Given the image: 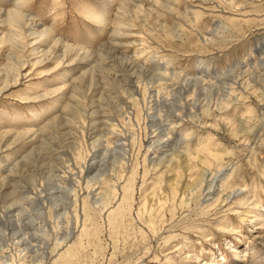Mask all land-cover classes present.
Returning <instances> with one entry per match:
<instances>
[{"label":"rangeland","instance_id":"rangeland-1","mask_svg":"<svg viewBox=\"0 0 264 264\" xmlns=\"http://www.w3.org/2000/svg\"><path fill=\"white\" fill-rule=\"evenodd\" d=\"M17 1L0 0V11ZM100 1L25 0L33 30L51 29L60 44L24 34L18 45L0 17V215L10 209L0 264H22L17 242L34 246L33 234L52 256L41 264H233L232 246L264 264V0H146L142 12L134 0L113 40L91 17L120 3ZM161 133L172 164L152 160L148 139ZM202 167L228 171L211 203L195 192L141 210L168 177L177 185ZM112 185L109 208L97 206ZM234 190L249 201H224ZM62 205L58 218L51 209ZM43 221L48 234L34 232ZM63 231L75 234L69 243Z\"/></svg>","mask_w":264,"mask_h":264},{"label":"bare ground","instance_id":"bare-ground-1","mask_svg":"<svg viewBox=\"0 0 264 264\" xmlns=\"http://www.w3.org/2000/svg\"><path fill=\"white\" fill-rule=\"evenodd\" d=\"M100 2H103V5L104 4H106V3H108V5H109V7L111 6L112 7V5L113 4H117V2H119L120 4V6H118L116 9H115V11H114V14L111 16V17H107L106 18V16H105V13H104V15H102L101 13H99L100 15H102V16H98V15H94L93 14V16L91 17V19L92 18H94V20H95V22L98 24V25H100V27H103V28H106V26H108V25H110V27L111 28H114V25H116V24H119V23H122V20H125L126 19V17L124 16V14L122 13V11L124 12V13H129L128 12V7H130L131 9H133L135 12H138L137 11V5L140 7V9H141V12H142V8H144V4L146 3H148L149 4V2H146V0H138V4L136 5L135 4V2H134V0H101ZM155 3L157 2V1H154ZM25 3V0H18L17 1V3L13 6V8H11V9H8V10H4L3 12L2 11H0V17H4V21H3V23H5V22H7L8 24H9V26H10V28H9V30H10V33H11V35L12 36H14L15 37V40H16V44H18V45H20V42H21V40H24V38H23V35L24 34H28V36H36V37H39V38H44V39H50L51 41L52 40H54V36H53V32H52V30L51 29H47V28H42L41 30L40 29H38V28H36V29H34L33 30V25L31 24V20L28 18V16L27 15H24V11H23V9H22V6H23V4ZM125 7H126V9H127V11H126V9H125ZM150 7V6H149ZM162 7V9H169V8H171V4H165V5H163V6H161ZM145 10V9H144ZM101 12L103 11V10H100ZM106 11V10H105ZM145 11H147V10H145ZM149 13L151 12V11H148ZM149 13H146L145 14V16H148V14ZM88 15L89 14H87V13H85V16L86 17H88ZM28 30V32L26 31V30ZM31 31H34V32H32L31 34L29 33V32H31ZM105 31V30H104ZM116 31H118L116 28H114V29H112L111 30V34H110V38H112L111 40H113V38H114V34L116 33ZM117 34V33H116ZM115 37H116V35H115ZM117 41V40H116ZM54 42H55V44H60V42H59V40H54ZM26 44V43H25ZM31 44V43H30ZM24 45V44H23ZM107 45V43L106 44H103V46H101V48L102 47H105ZM114 45V44H113ZM14 47H16V46H14ZM63 48H65V49H67L68 48V46L66 45V46H62ZM113 48V46L112 45H110V46H108V48ZM107 48V49H108ZM14 51V48H12L11 49V52H13ZM104 51V50H103ZM111 52V51H110ZM105 54H107V53H105ZM98 55H99V52H96V54L95 55H93L94 57H98ZM108 55V54H107ZM122 55V54H121ZM123 55H125V54H123ZM105 57H106V55H105ZM111 57V56H110ZM98 59L99 60H101L102 58L101 57H98ZM98 59H97V62H98ZM130 61V60H129ZM131 63H133L132 61H130ZM102 65V64H101ZM123 65V64H122ZM135 66V65H134ZM128 67V66H127ZM127 69V68H126ZM135 69V68H134ZM129 72V71H128ZM17 78L19 79V76H17ZM128 78V77H127ZM134 79V78H133ZM127 80H129V79H127ZM133 81V80H132ZM133 88V87H132ZM120 90V89H119ZM0 91H2V89H0ZM133 92V91H132ZM121 94V93H120ZM135 94H133L132 96H134ZM136 95H137V97H138V99L139 98H142L141 97V92H139L138 94L136 93ZM145 97V96H144ZM152 97V96H151ZM159 97V96H158ZM137 99V100H138ZM141 101V100H140ZM154 103V102H153ZM151 104V103H150ZM155 104V103H154ZM159 104V103H158ZM158 104H155L156 106L158 105ZM154 105V106H155ZM125 108V107H124ZM149 111H151L150 110V108L148 109ZM123 111V110H122ZM121 111V112H122ZM125 112V111H124ZM127 113V112H126ZM125 113V114H126ZM150 115V114H149ZM151 118H152V116H151ZM128 119V118H127ZM154 119V118H153ZM149 120V119H148ZM164 120V119H163ZM243 120V119H242ZM161 121V120H160ZM243 122H240L239 124H242ZM162 125V124H161ZM237 125V124H236ZM236 125L234 126V127H236ZM243 127V126H242ZM245 127V126H244ZM161 128V127H160ZM240 127H236L235 129H233V131H235V133L238 131V134H239V129ZM242 129V128H241ZM157 130V129H156ZM164 133V132H163ZM153 135V137L151 138V139H148L149 140V143L148 144H150V147H149V151H150V154H151V156H152V160L154 161V160H156L157 158H158V156H165V157H162L164 160L165 159H169V164L171 163L172 164V160H174V158H173V156L175 157L176 156V153L175 152H173V153H170V155L169 154H166L167 153V151H161V145H164L165 146V148H169L170 147V143H169V141L168 140H163V138H164V135L161 133V137H158L157 135H156V137H154L155 136V134H152ZM218 151V150H217ZM110 153V152H109ZM208 156H209V153H208ZM218 155H214V156H211V157H215V158H218L217 157ZM210 157V156H209ZM159 159V158H158ZM157 159V160H158ZM180 159H182V158H180ZM212 159V158H211ZM152 160H151V162H152ZM164 160H162V162L159 164V165H161V164H163V161ZM206 160H207V158H206ZM186 161V160H185ZM185 161H182L183 163H184V167H183V170L185 171V170H189L190 168H192L190 165H188ZM85 163V162H84ZM203 163H204V161L203 160H198V167H201V166H203ZM196 164V163H195ZM88 166L90 167V169H89V172H92V171H95L96 170V168H97V165L95 164V162L94 163H92V164H88ZM19 167V165L17 166V165H15V167H13V168H10L9 169V171H8V176L9 175H12V174H14V173H16V170H17V168ZM101 167V166H100ZM99 167V168H100ZM181 167V164L180 165H178L177 166V168H180ZM78 169V168H77ZM122 172V171H121ZM199 173H198V175H197V177H196V179H194V180H188L187 182L185 181V177L183 176V175H181L180 177V179H179V181L177 182V185H175V182H174V184H173V182L171 183V177H168V181H167V183H166V188L164 187V188H162V190L156 195V196H152L151 198H148L147 199V201L145 202V204L143 205V208H141V210H146V211H150V213H148V214H151V212H154V210H155V205H156V203L158 202V203H162V204H165V203H167V201L171 198V197H173V200H175V202H177V203H179V204H182V203H184L186 200V197H191L195 192H198V193H201L204 197H203V201H204V203L205 204H209V203H211V200L215 197V195L217 194V190H218V185H217V183L219 182V180L221 179V178H223L226 174H227V170H226V168L225 169H221V170H217V172H215L214 174H212V172L210 171V170H208V169H204V167H202V170H200V171H198ZM101 173V172H100ZM85 174H87V173H85ZM74 176V175H73ZM90 176V175H89ZM174 176V175H173ZM176 177V176H175ZM173 178V177H172ZM5 180L6 179H4V181L1 183V185H0V189H3L5 186H7V184H8V182H6V183H4L5 182ZM100 180V179H99ZM171 183V184H170ZM80 184V183H79ZM186 188V190H182V188ZM95 188V187H94ZM35 189V188H34ZM34 189H33V191H34ZM108 190H107V193L105 194V199H103L104 198V196L102 197V199H98V200H95V204L98 206V204L103 208V209H107V208H109V202H111L109 199L110 198H112L113 196H116V189L114 188V186L112 185V186H109L108 188H107ZM88 191V190H87ZM86 191V192H87ZM219 191V190H218ZM242 190H234V191H232L230 194H229V196H226L225 198H223V200L224 201H230V199H237V198H240L238 201H240V203H243V205H245L249 200H247V198L244 196V195H241L242 194ZM23 193V192H22ZM26 193V192H25ZM60 194H62V196H63V199H61L60 201H63V202H66V203H68L69 201H71V200H69V197L68 196H66L65 195V192H62L61 191V193ZM24 196V195H23ZM100 196V195H99ZM49 197V196H48ZM97 197V196H96ZM23 201V200H22ZM22 201H15L14 202V204H22ZM44 201H48L47 199H45ZM221 201V197H217L216 199H215V202H220ZM77 202V201H76ZM78 203V202H77ZM93 203V202H92ZM46 204V203H45ZM49 205V204H48ZM54 205V204H53ZM52 205V206H53ZM207 206V205H206ZM43 207H44V205H43ZM30 209V208H29ZM149 209V210H148ZM7 211L6 212H1L2 213V215H0V218H5L7 215H9V210L10 209H6ZM17 211V210H16ZM26 211H27V209H26ZM66 211H67V209L65 208V207H63V205H62V207H60V206H57L56 208H54V209H51V213H54L55 215H58V218L59 217H61V216H65L66 215ZM60 212H64V213H62V214H60ZM42 213H43V211H42ZM12 214V213H11ZM147 214V215H148ZM153 214V213H152ZM31 215V214H30ZM41 215V214H40ZM54 215V216H55ZM2 216H4V217H2ZM27 218V217H26ZM38 219H35V220H33L32 221V223H35L36 221H37ZM42 220V219H41ZM52 220V219H51ZM61 220V219H60ZM44 223V221L43 222H40V224L38 225V226H36L37 228H34V229H32L34 232H37V233H39V234H42V233H44V234H48V230H49V226H48V224H45ZM79 224V223H78ZM262 225L263 223L262 222H260L259 223V225ZM68 226H69V222H68ZM34 227V226H33ZM72 227V226H71ZM67 229V228H66ZM67 230H69V229H67ZM64 232V231H63ZM67 233V232H66ZM65 235V237H63L62 239H63V241H65V242H67V243H69L72 239H73V237H74V233L72 232V231H69L67 234H65V232H64V234H63V236ZM256 235V234H255ZM257 237V238H256ZM19 238V237H18ZM29 239L33 242V243H36V244H34V246H32V245H29L28 244V246H27V243H24L23 241H25V240H23L22 239V241H18L17 242V245H21V246H25V248H24V251H26L27 252V255H29L28 257L26 256V254L25 255H21V253H20V255H19V258L20 259H22V261H23V263L22 264H25V262H26V259H25V261H24V257H22V256H26L27 257V259H29L30 261L32 260V259H34L35 261H40V263L39 264H41V263H44V262H46V261H49V260H51V255H49V254H47V253H45V251H46V249L44 250L43 249V246H45L46 247V245H42V243H41V238H37L34 234L31 236V237H29ZM71 239V240H70ZM256 239H260V237H259V235H257V236H255L254 237V240H256ZM18 240H20V239H18ZM57 241H60V243L61 242H63L60 238H58V240ZM255 241H253V243H254ZM48 243V242H47ZM250 245H253V244H251V243H249ZM250 250L251 249H249V248H246V250H244V251H238L237 249H234V247L232 246V249H231V252H234L235 254H237L236 255V257H235V262H233V264H247L248 263V261H249V259H248V257H249V253H250ZM39 257V258H38ZM193 257V256H192ZM38 258V259H37ZM193 259L194 260H196V262H198L197 261V259L195 258V257H193ZM224 260V259H223ZM226 260V259H225ZM251 263V262H250ZM220 264H227V262L226 261H224L223 263H220Z\"/></svg>","mask_w":264,"mask_h":264}]
</instances>
